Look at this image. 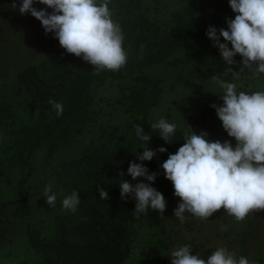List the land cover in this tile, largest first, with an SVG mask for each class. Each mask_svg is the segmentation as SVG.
<instances>
[{
	"label": "trees",
	"instance_id": "trees-1",
	"mask_svg": "<svg viewBox=\"0 0 264 264\" xmlns=\"http://www.w3.org/2000/svg\"><path fill=\"white\" fill-rule=\"evenodd\" d=\"M6 1L0 0V4ZM125 1L127 3L122 5L117 21L127 53V62L121 69L97 72L92 64L82 62V59L80 65L73 62L76 55L61 47L53 34L50 38L55 39L56 44L54 40L51 42L44 66L31 67L19 74L18 93L24 90L27 94L30 107L27 113L8 99L0 102V127L4 137L0 144L3 152L0 166L5 165L0 174L9 168L15 178L18 176L14 184L9 180L10 176L6 179L0 177V193L7 184L15 191L18 211L26 222L28 243L44 264H124L131 253L133 236L144 230L148 236L147 231L155 229L156 233L163 225L162 214L158 211L149 208L146 212L137 213L136 200L131 194L122 199L120 182L124 179L133 184L141 181L151 183L169 202L168 196L174 193V187L161 165L169 154L176 153L185 143L186 131L195 130L197 134L207 131L210 140H230L233 146L236 144L235 138L223 128L215 108L187 117L183 126L177 127L169 137L171 143L159 135L158 129L152 130L147 122L149 113L159 105L162 86L166 83V79L161 81L148 71L162 67L178 71L186 64L201 70H206L205 67L210 69L211 57L221 53L206 32L210 26L227 28L226 18H235L236 13L229 0H179L185 4L183 11L176 14L165 29L144 15L146 10H143L140 0ZM221 42H225L223 37ZM234 59L236 64L223 63L222 71L213 72V76L228 82L234 78L233 72H226L231 67L238 80L243 82L245 78L244 85L236 84L237 91L263 89L260 87L264 85L263 75L243 67L240 54ZM209 75L207 71L199 73V77L204 79L213 77ZM125 80L128 82H123ZM114 82L119 85V93L107 103L121 108L138 121L136 124L152 137L147 145L150 149H167L166 152H157L151 161L138 159V153L144 151L142 146L146 142L137 137L134 127L122 132L111 130L108 125L114 111L109 115L105 113L102 103L105 98L97 90ZM221 96L222 93L218 95L217 105L223 104ZM50 99L62 103V115L57 116ZM89 134L92 135L88 137ZM68 152H72L74 158L67 160ZM132 161L143 163L150 173H158L155 181L149 182L144 177L133 180L127 172ZM37 167L56 177L53 192L57 193V199L55 205L50 206L53 231L44 236L30 220L35 206L29 203L26 187ZM121 171L123 177L120 176ZM101 187L108 192L109 199L100 198L98 189ZM61 189L63 195L59 194ZM73 191H78L80 196L75 212L62 207L63 199ZM259 216L248 222L253 231L261 221ZM184 217L188 225L198 223L199 217L187 211ZM229 217V213L221 208L206 219L210 222L211 219L217 220L226 229ZM202 219L205 218L200 222H204Z\"/></svg>",
	"mask_w": 264,
	"mask_h": 264
},
{
	"label": "clouds",
	"instance_id": "clouds-1",
	"mask_svg": "<svg viewBox=\"0 0 264 264\" xmlns=\"http://www.w3.org/2000/svg\"><path fill=\"white\" fill-rule=\"evenodd\" d=\"M35 2L22 0L17 6L13 0L11 7H18L21 14L31 13L41 21L46 34L53 33L61 47L82 57L97 72L105 69L118 71L126 64L124 35L112 17L110 0H38L47 6L44 9L34 7ZM229 4L236 13L235 18H226L227 28L210 26L206 35L219 48L224 63L236 64L234 57L240 54L243 67L264 74V0H229ZM48 8L52 11L49 12ZM221 37L225 42H221ZM229 71L233 72L234 78H239L231 67L226 69ZM212 80L224 92L221 96L223 104L214 103L211 107L216 109L223 128L235 138L236 144L233 146L230 140H210L207 131L199 134L195 130L186 131L185 143L162 163L166 178L173 183L174 195L181 198L173 210L181 221L185 219L186 211L206 219L223 208L241 221L254 209L264 210V89L237 91L233 82H226L218 76H213ZM49 103L57 116L63 114L62 103L52 99ZM133 127L137 137L146 142L142 146L144 151L138 153L141 162L151 161L157 152L167 151L164 147L150 149L147 145L151 135L145 133L139 124ZM151 128L158 129L159 135L171 143L169 137L175 133L177 125L161 118L151 123ZM127 172L133 180L144 177L149 182H154L158 175L135 161L130 163ZM123 175L121 171L120 176ZM119 186L122 199L131 194L136 200L137 213L149 208L164 213L166 198L151 183L133 184L123 179ZM52 188L53 185L49 184L43 191L49 206H54L57 199ZM98 190L102 200L109 199L104 188ZM59 194L63 195L62 189ZM79 203V192L73 191L63 199L62 207L75 212ZM171 257V264H250L247 257L237 258L235 252L225 247H218L203 259L201 252L193 255L191 246L183 244L172 248Z\"/></svg>",
	"mask_w": 264,
	"mask_h": 264
},
{
	"label": "rangeland",
	"instance_id": "rangeland-1",
	"mask_svg": "<svg viewBox=\"0 0 264 264\" xmlns=\"http://www.w3.org/2000/svg\"><path fill=\"white\" fill-rule=\"evenodd\" d=\"M12 2L13 0H7L0 4V102L8 99L22 112L27 113V110L30 109L27 94L24 90L18 93L21 83L19 74L31 67L42 68L47 62L51 42L54 40V44H56V40L50 38L53 33H45L40 20L32 16L31 13L21 14L18 7H11ZM128 2L130 3L131 0ZM140 2L143 5V10H146L144 15L162 29L169 27L175 15L182 12L185 6L179 0H140ZM15 3L19 6L22 0H15ZM125 3H127L125 0H110L109 8L116 22L120 19L121 7ZM34 7L37 9L47 8L38 0L34 3ZM48 11L51 12L52 9L48 8ZM81 59L82 57L75 56L72 61L80 65ZM211 59L213 63L210 69L205 67L206 70L198 69L195 66L193 68L186 64L187 66L182 67L184 69L178 71L168 67L148 71L149 74L160 80L166 79L165 86H162L163 94L159 105L147 117L148 124L151 125V123L164 118L181 128L187 117L197 116L204 110L213 108L211 105L216 104L218 95L223 94V89L218 83L213 82L212 77L204 79L199 77V73L207 71L209 76H213V72L222 71L220 67L224 61L218 53H215ZM262 75L264 78V74ZM244 79L242 82L232 78L228 82L244 85ZM260 87L264 89V85ZM97 93L105 98L102 102L105 113L109 115L114 111V115L110 116L108 121L111 130L118 129L125 132L126 129H131L136 122L138 123L121 108L118 109L107 103L108 100H114L118 96V83H107L98 89ZM106 117L109 118L107 115ZM91 135L89 134L88 137ZM3 138V131L0 127V144L3 142ZM2 153L0 147L1 160L3 159ZM71 153H67V160L74 158ZM55 164H58V160H55ZM4 166L1 165L0 169ZM8 176L13 184L16 183L18 176L15 178L11 169L7 168L6 172L0 174L1 179H6ZM55 178L51 172L40 170L37 167L31 179L26 183L29 203L35 206L30 220L39 227L42 236L53 231L52 211L50 212L51 207L46 203L43 191L49 184L54 186ZM9 186L10 184H7L0 193V264H44L30 248L26 222L24 223L23 217L18 211V198L15 191ZM168 198L166 209L164 213H161L163 228L156 233L155 229L147 231L148 236L145 230L135 234L131 245L133 249L131 248L130 256L124 264H171L172 248L183 244L191 246L193 255L201 252L203 259H207L218 247H225L229 251L235 252L237 258L247 257L250 264H264V210L254 209L241 221L230 215L226 229H223V225L217 220L212 219L211 222L207 219H202L204 222H200L201 218H198L197 224L188 225L184 220L181 221L174 215L173 210L178 206L181 198L175 196L174 193ZM258 215L261 216V221L258 223L257 229L253 231L248 222Z\"/></svg>",
	"mask_w": 264,
	"mask_h": 264
}]
</instances>
